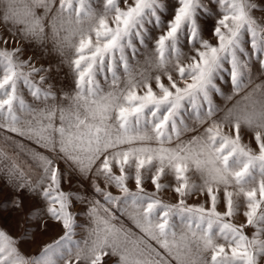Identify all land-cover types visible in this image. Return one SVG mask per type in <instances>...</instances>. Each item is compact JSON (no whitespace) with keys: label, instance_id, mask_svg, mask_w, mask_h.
I'll use <instances>...</instances> for the list:
<instances>
[{"label":"snow or ice","instance_id":"1","mask_svg":"<svg viewBox=\"0 0 264 264\" xmlns=\"http://www.w3.org/2000/svg\"><path fill=\"white\" fill-rule=\"evenodd\" d=\"M257 11L264 0H0V25L20 45L8 47L0 35V174L8 189L0 207L19 209L31 196L41 202L35 214L42 206L63 231L28 257L0 228V264H261ZM210 19L215 43L204 38ZM24 45L47 66L22 58ZM65 68L67 88L56 81ZM73 177L83 194L63 190ZM167 177L174 183H163ZM168 188L176 203L159 197ZM74 201L85 209L71 211ZM242 207L245 222L233 223ZM81 215L87 235L77 240Z\"/></svg>","mask_w":264,"mask_h":264},{"label":"rangeland","instance_id":"2","mask_svg":"<svg viewBox=\"0 0 264 264\" xmlns=\"http://www.w3.org/2000/svg\"><path fill=\"white\" fill-rule=\"evenodd\" d=\"M254 15L258 18H260L261 22L264 23V13L262 12H255ZM170 17H166L168 19ZM215 25V20L210 19L206 22L204 25L205 31H204V38L208 39L210 42L215 43V38L212 35V28ZM0 35H3L5 38L9 39V45L8 47H17L20 46L18 43L13 42V38L9 35V33L5 30L3 25H0ZM18 39V38H17ZM4 45L0 43V47H3ZM151 47V45L149 46ZM25 51L23 54L24 59H27L29 56H32L34 59V62L37 67H39L41 64L44 66H47L48 59L47 58H41V53L38 49L33 48L29 45H24ZM189 50L185 48V52L187 53ZM190 54V53H189ZM141 61L143 60V57H138ZM255 71V68H254ZM67 72V69H63L61 73L56 78V81L58 85H63L66 88L71 85V75L69 74L67 77H65L64 73ZM33 79L37 80L39 77H34ZM259 82V80H257ZM103 84V80L101 81ZM46 87V85H44ZM227 91V90H226ZM24 96L26 101L32 102L31 96L28 94L27 90H24ZM217 103L221 104L223 106L224 101L217 97ZM5 135L4 133H0V137H3ZM244 142L247 143L251 139L250 135L245 133L244 134ZM3 141L0 139V144H2ZM43 151V150H42ZM47 154V153H46ZM163 183H174L171 177H167L164 180H162ZM87 182H85L86 185ZM129 187L135 190V184L134 180H130ZM63 190L65 192H80L84 193L85 189L81 188L80 183L78 182V178H70L69 181L65 182L63 185ZM101 187H103V183H101ZM146 187L149 191H153L154 188L150 182V180L146 181ZM0 188H5V194L0 195V203H2L5 199V195L8 194V189L5 187V177L0 174ZM109 191H112L114 195H119L117 189L115 188H109ZM159 197L165 202V203H176L178 197L176 194L172 191L171 188L165 189L159 194ZM206 200V197H200L199 201H197L196 197H191L188 199V203H197V202H204ZM34 205H41V202L36 200L35 198L28 196L24 200L23 207L16 208L13 205L9 204L7 208L0 207V228L5 230L9 235H11L13 238H15L19 243L18 247L20 251L28 257L36 256L40 253L44 245L52 243L54 240L58 239L60 235L63 234V231L61 227L55 222L50 220L46 215H44L42 206L40 207V214H35ZM73 207L71 208V211L74 213H79L82 210L85 209V205L81 204L78 201L73 202ZM218 210L223 211L224 205L221 203L218 205ZM243 207L241 210L232 218V222L236 224H242L245 222V217L243 216ZM124 221V224L126 227L132 228L133 231H138L132 222L126 218H122ZM78 223L84 225L83 228H80L77 230V236L75 239L77 240H83L86 235V228L88 225V220L84 216H78L77 217ZM245 233L249 236L252 235L254 229L251 227L245 228ZM223 242V241H218ZM107 259V258H106ZM108 264H115V258H112L111 260H108ZM261 264H264V261L261 262Z\"/></svg>","mask_w":264,"mask_h":264}]
</instances>
